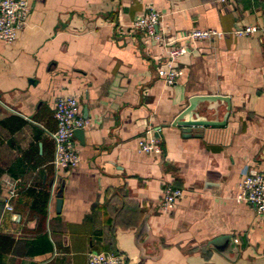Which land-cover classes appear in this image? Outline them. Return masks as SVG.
<instances>
[{
	"label": "crops",
	"instance_id": "0c3cea01",
	"mask_svg": "<svg viewBox=\"0 0 264 264\" xmlns=\"http://www.w3.org/2000/svg\"><path fill=\"white\" fill-rule=\"evenodd\" d=\"M28 1L16 41H0V102L13 110L0 104V264H86L90 251L126 264H264V216L234 201L244 174L264 173V0ZM148 7L166 39L225 33L179 43L190 53L172 86L156 73L162 44L130 29ZM246 26L258 32L232 34ZM66 95L89 124L74 140L79 164L59 172L50 134ZM210 95L228 98L225 125L171 126L191 97ZM206 107L200 117L224 121L225 103ZM147 131L160 154L138 151ZM167 187L184 194L163 213Z\"/></svg>",
	"mask_w": 264,
	"mask_h": 264
},
{
	"label": "built area",
	"instance_id": "2783aa9c",
	"mask_svg": "<svg viewBox=\"0 0 264 264\" xmlns=\"http://www.w3.org/2000/svg\"><path fill=\"white\" fill-rule=\"evenodd\" d=\"M224 1V0H221ZM30 12L28 0H0V41L5 45L13 44L18 33L26 26ZM162 15L148 7L147 12L135 19L130 29L141 32L149 39L161 43L165 52L166 61L156 70L157 76L167 86L174 85L183 75V69L179 65V59L190 53V49L181 42H190L195 45L198 42L210 41L214 38H221L224 32L215 29H195L186 35H177L166 39L157 31ZM258 32L255 26H246L233 31L236 37L249 36ZM0 104H2L0 102ZM78 99L73 95L58 97L53 107V118L56 129L50 134L54 143V156L52 164L57 171H69L77 167L80 162L79 155L74 149L75 130H84L88 121L83 119L78 112ZM3 105V104H2ZM8 110L9 107L3 105ZM159 131V130H157ZM138 151L145 154H160L161 147L157 138L149 131L145 137L137 141ZM8 196L4 204L5 210L13 211L10 200L16 196L15 187L8 183ZM184 192L178 188L167 187L164 189L160 201V210L163 213L170 212L177 199L183 196ZM234 201L237 204H248L256 213L264 216V173L252 172L244 174L236 185ZM238 243V240H234ZM86 264H126V257L117 252H96L87 253Z\"/></svg>",
	"mask_w": 264,
	"mask_h": 264
},
{
	"label": "water",
	"instance_id": "95a60500",
	"mask_svg": "<svg viewBox=\"0 0 264 264\" xmlns=\"http://www.w3.org/2000/svg\"><path fill=\"white\" fill-rule=\"evenodd\" d=\"M201 103H207L206 110L215 111L219 103H225L227 105V113L225 114L224 121L217 120H207L204 117L198 115V107ZM229 111V101L227 97L210 95V96H195L191 97L188 101V106L183 109L181 113L174 119L171 126L172 127H181L183 129L190 128H203V127H214L225 125L226 118ZM84 135L83 130H75L74 136L79 140H82ZM62 189L61 187L56 195L57 199L55 202L56 212L60 213L62 209ZM227 240L225 237L219 238L212 242L214 244L217 242H223Z\"/></svg>",
	"mask_w": 264,
	"mask_h": 264
}]
</instances>
